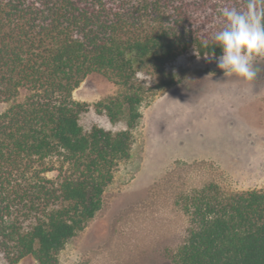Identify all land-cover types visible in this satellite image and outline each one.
Instances as JSON below:
<instances>
[{
	"label": "trees",
	"instance_id": "1",
	"mask_svg": "<svg viewBox=\"0 0 264 264\" xmlns=\"http://www.w3.org/2000/svg\"><path fill=\"white\" fill-rule=\"evenodd\" d=\"M224 7L246 9L247 0H0V102H12L0 113L5 264L58 263L130 157L146 93L176 83L168 66L179 57L221 54L213 37ZM93 73L124 88L95 108L127 129L85 131L89 104L73 92ZM180 203L192 228L170 254L175 264H264L263 189L230 193L211 182Z\"/></svg>",
	"mask_w": 264,
	"mask_h": 264
},
{
	"label": "rangeland",
	"instance_id": "2",
	"mask_svg": "<svg viewBox=\"0 0 264 264\" xmlns=\"http://www.w3.org/2000/svg\"><path fill=\"white\" fill-rule=\"evenodd\" d=\"M254 67L256 77L244 81L225 77L215 57L191 53L170 64L176 83L144 96L130 157L116 167L102 208L57 264H175L170 254L192 228L183 196L211 182L230 193L264 190V59ZM123 91L101 73L82 81L73 97L89 104L80 116L86 132L128 128L95 108ZM11 103L0 102V113ZM19 264L38 262L27 256Z\"/></svg>",
	"mask_w": 264,
	"mask_h": 264
},
{
	"label": "clouds",
	"instance_id": "3",
	"mask_svg": "<svg viewBox=\"0 0 264 264\" xmlns=\"http://www.w3.org/2000/svg\"><path fill=\"white\" fill-rule=\"evenodd\" d=\"M264 0H247L246 9L224 7L220 11L223 26L214 33L217 68L225 77L252 81L257 59H264Z\"/></svg>",
	"mask_w": 264,
	"mask_h": 264
}]
</instances>
